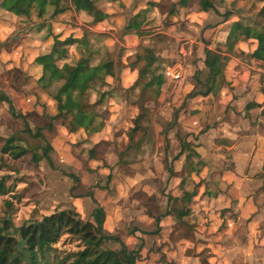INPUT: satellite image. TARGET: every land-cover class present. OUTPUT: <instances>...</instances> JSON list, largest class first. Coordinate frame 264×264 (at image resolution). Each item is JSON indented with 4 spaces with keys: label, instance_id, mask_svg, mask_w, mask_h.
<instances>
[{
    "label": "rangeland",
    "instance_id": "1",
    "mask_svg": "<svg viewBox=\"0 0 264 264\" xmlns=\"http://www.w3.org/2000/svg\"><path fill=\"white\" fill-rule=\"evenodd\" d=\"M263 1L214 0L233 13L219 27L215 20L220 18L211 11L201 12L197 0H188L184 7L177 0H131L129 7L133 5L134 14L126 18L123 30L115 36L121 44L125 40L136 44L123 61L116 42L113 49L103 50L105 33L85 32L84 38L100 47L91 51L83 44L74 60L69 55L56 65L60 68L65 62L71 67L80 57L110 59L113 74L90 82L79 95L72 93L84 113L94 114L92 125L97 127L86 132L76 128L73 137L67 129L68 115L52 119L47 105L41 104V111L34 105L27 113L18 109L13 102L15 94L30 88V77L22 71L20 59L11 67L0 58V92L9 86L5 93L13 109L11 114L7 103L0 101V146L5 135L27 145L29 136L21 129L23 122L30 130L37 127L43 142L51 146L47 153L50 161L39 149L34 151L39 156L36 163L29 152L16 160L0 154V177L6 188L0 194V221L8 219L9 232L14 233L28 219L62 209H73L74 218L82 222L91 220L98 207L104 214L103 231L137 250L136 264H236L232 260L235 248L241 252L238 261L264 264L263 224L250 225V211L239 210L237 219L238 211L232 208L237 205H231L232 200L231 207L224 208L226 198L232 195L225 187L226 176L234 172V166L231 153L219 142L224 140V129L236 127V113L229 120L228 107H222L219 92L207 98L190 96L203 89L206 71L197 67L203 45L227 57L234 53L237 59L248 56L253 40L246 38L243 28L251 31L264 26V5L259 7ZM29 18H35L34 11ZM237 43L244 47H237ZM173 65L179 67V77H166L163 71ZM223 68L225 76L227 64ZM127 71L131 73L124 75ZM225 79L221 87L229 91L232 86ZM61 81H53L47 93L54 94ZM54 103L50 110L56 113ZM72 113L74 119L80 115L78 110ZM50 119L52 125L47 127ZM179 139L189 140L205 162L197 175L189 173L186 153L172 158ZM189 177L197 186L195 196L186 204L181 190L190 189L192 183L178 184ZM167 196L173 207L186 205L189 215L183 223L165 217L155 234H147ZM76 243L64 233L54 246L75 249ZM103 247L117 249L119 244L108 241ZM250 248L257 257L248 254Z\"/></svg>",
    "mask_w": 264,
    "mask_h": 264
},
{
    "label": "crops",
    "instance_id": "2",
    "mask_svg": "<svg viewBox=\"0 0 264 264\" xmlns=\"http://www.w3.org/2000/svg\"><path fill=\"white\" fill-rule=\"evenodd\" d=\"M26 1L27 0H24L23 5ZM130 2L131 0H95L94 3L96 7L105 14L102 19L95 22H93L91 16L84 11H75L69 3V0H59L56 6L57 11L54 13L52 9L49 10L45 8L44 10V8H41L36 2H32L31 10L34 11L35 17L32 20H30L29 16L25 20H22L21 17L9 13L0 7L1 61L3 64H8V66L13 67L16 60L20 59V63L23 66L22 71H25V74L30 77L28 78L29 83H31L30 88L25 87L15 94L16 100L13 102L16 103L15 105H17L18 109L21 112L27 113L34 109V105L36 109H40L41 111L43 109V107L40 106L41 104L47 105L49 109L48 114L50 116L55 114V112L53 113L50 110L52 101L54 102V100L51 98V95L47 93L50 85L42 88L37 83V79L40 76H46L44 75L42 64H40V56H44L45 54L48 55L54 44V39L62 42V44L57 47L58 51H64L63 57L57 59L55 65L56 62L65 60L69 55L74 60L76 55L79 54L83 44H86L91 51L100 47L91 44V41H89L86 36L84 38L85 32H90V34L93 32L105 33V35H103L104 38H106L103 39V50L109 51L113 49L114 43L116 42L120 52H123L120 58V61H123L126 55L130 53V50H133L132 47L136 45L130 44L127 40L123 42L124 44H121L115 37L119 29L123 30L126 18L134 14L133 5L131 6L132 8L129 7V5H131ZM263 3L264 1L261 2L260 8L264 5ZM223 11L232 12L231 9L225 10L223 5L222 7H218V13ZM211 12L215 17L218 16L220 18L215 20L220 22L218 24L219 27H222L229 21V17L223 19L218 13ZM26 24L29 26L27 27ZM122 33H124V31L120 32V34ZM252 40L253 44L250 48V52L255 45V40ZM236 46L239 48L244 47L242 43H237ZM205 47L211 48L208 45H203L200 59L197 61V67L200 70H205L207 73L202 62L203 49ZM233 55L228 54L229 59H227L225 63V65L227 64V72L225 76H223V68L221 84L214 93L216 95L219 92V101L223 104L222 107H228L226 108L228 110L226 114L229 116V120H231V117L233 118L234 113H236L235 118H237V120H235L236 127L227 130L224 129L221 135L224 137V140L219 142V144H222L228 152L231 153V162H233L234 166V172H229L230 175L226 176L225 187L227 188V192H231L232 195L231 198H229L230 196L226 198V206H224V208L231 207L229 204L230 200H232L231 205H233L232 202H235L237 205V207H232L238 211L237 219L238 214L240 215L239 210L244 213L250 211L253 213L250 225L255 223L263 224L262 229H264V167L262 166L264 163V62L252 59L249 54L245 59H237L235 55ZM63 64H65V62H63ZM229 71H231V73ZM130 73L129 71L123 72L124 75ZM163 73L166 77H179V67L173 65L167 68V70H164ZM228 73L229 77H227ZM107 76L110 77L109 75L104 77ZM223 77H225V81L227 80L230 86H232L231 90H223L221 87L224 83ZM6 88H9V86L3 88V92H0L5 96L8 95L5 93ZM11 94L12 93H10V95ZM211 95L212 92L199 96H205L207 98ZM49 122L51 126L52 120H49ZM46 125L49 127V124ZM22 128L23 127H21V129ZM69 132L73 137L74 133L72 134V131ZM59 134L61 135V132ZM3 137L7 136L5 135ZM193 149L199 155L195 146H193ZM178 150L179 148L177 151H173L174 156ZM24 155H26V153ZM174 156L172 157L173 159ZM199 159L202 160L200 156ZM203 163L205 165L204 161ZM190 172L197 175L195 172L189 171V173ZM189 180L192 183L191 187L195 190L194 195L190 197V202L191 198L196 194L197 183L193 182L194 180L191 177H189ZM181 191L183 192L184 190ZM200 216L204 217L205 215L200 212ZM165 217L171 219L170 216ZM240 253L241 252L235 248L232 253V260L237 261L238 263L236 264H246L247 262H245V260H242V262L241 260L238 261L241 257ZM248 254L257 257L253 248L249 249ZM220 257L222 256L220 255Z\"/></svg>",
    "mask_w": 264,
    "mask_h": 264
},
{
    "label": "trees",
    "instance_id": "3",
    "mask_svg": "<svg viewBox=\"0 0 264 264\" xmlns=\"http://www.w3.org/2000/svg\"><path fill=\"white\" fill-rule=\"evenodd\" d=\"M94 1L69 0V3L75 11H84L95 22L102 19L105 14L96 7ZM187 1L177 0V3L179 6H185ZM23 2L24 0H0V7L25 20L30 14L32 2H36L44 10L45 8L52 9L54 13L57 11L56 6L59 0H27L24 5ZM197 4L200 11L204 12L213 11L218 13V7H222L221 3L216 4L214 0H197ZM218 14L226 19L232 15V12L223 11ZM243 29L246 38L251 37L255 40V45L249 56L252 59L264 62V26L251 31L248 28ZM61 44V41L54 39V44L47 58L42 56V69L48 72V75L40 76L37 83L40 87L45 88L51 82L62 79L61 83L56 86L55 93L51 95L56 108V113L52 116V119L68 115V131H73L76 128H82L85 132L88 130L95 131L97 127L92 125L94 114L84 113L83 105L80 104L78 99L73 98L72 93L75 91L79 95L95 79L103 78L106 75L112 76V60H94L89 57H80L73 66L62 64L58 68L55 61L63 57L64 54L63 50L59 52L57 48ZM227 59L226 55L205 47L202 62L207 73L202 83L203 89L191 92L190 96L216 92L221 84L222 70ZM78 77H80L79 82H77ZM0 101L6 102L8 109L13 114L9 99L2 93H0ZM74 110L80 112L79 117L76 119L70 117ZM22 131L29 136L27 145L17 144L13 136H9L4 138L0 146V154H6L10 159L15 160L29 152L30 159L36 163L39 156H36L34 151L39 149L42 157L50 161L47 153L51 150V146L47 142H43L40 130L37 127L30 130L27 123L23 122ZM88 152L89 156L92 157L91 148ZM183 153H186L184 159L190 167L189 171L199 172L204 163L199 159V155L187 139L179 140V150L174 159ZM193 159H196L195 162H193ZM1 161L2 157L0 156ZM67 175L75 179L72 174L67 173ZM185 182H190V180H181L179 186L182 187ZM5 189L3 178L0 177V194H4ZM182 189H184L182 192L184 202L187 204L190 197L194 195L195 190L193 187ZM169 199L171 200L167 196L165 207L153 217V228L147 234H155L160 227L159 221L165 216H170L172 220L183 223L185 216L189 214L186 205L183 208L173 207L168 202ZM74 215H76V212L73 209H62L40 217L35 216L15 228L14 233L9 232L11 224L8 219H2L0 221V264H136L138 251L128 248L117 236L103 231L104 214L100 208L97 207L91 213V220L82 222L74 218ZM134 230L137 229L133 228ZM64 233H69L71 237L77 240L75 249L55 248L56 241ZM108 241L118 243L119 248L103 247V244Z\"/></svg>",
    "mask_w": 264,
    "mask_h": 264
}]
</instances>
